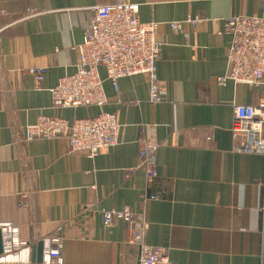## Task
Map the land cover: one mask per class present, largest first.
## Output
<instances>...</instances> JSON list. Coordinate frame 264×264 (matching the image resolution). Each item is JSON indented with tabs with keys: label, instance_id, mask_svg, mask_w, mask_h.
<instances>
[{
	"label": "crops",
	"instance_id": "0c3cea01",
	"mask_svg": "<svg viewBox=\"0 0 264 264\" xmlns=\"http://www.w3.org/2000/svg\"><path fill=\"white\" fill-rule=\"evenodd\" d=\"M118 1L0 0V218L31 246L63 225V264H136L125 223L105 227L98 213L124 206L142 214L146 243L165 248L170 264H264V155L235 150L229 131L232 104H256L264 87L217 83L229 69L225 19L259 15L260 0H120L138 4L141 22L158 23L165 99L150 103L136 74L116 88L105 79L101 109L54 107L47 88L74 71L89 8ZM187 17L199 20L195 28L166 24ZM41 65L39 90L29 68ZM101 110L115 115L117 144L95 157L68 154L63 137L23 140L42 114L70 120ZM140 126L160 144L149 183L136 169Z\"/></svg>",
	"mask_w": 264,
	"mask_h": 264
},
{
	"label": "built area",
	"instance_id": "2783aa9c",
	"mask_svg": "<svg viewBox=\"0 0 264 264\" xmlns=\"http://www.w3.org/2000/svg\"><path fill=\"white\" fill-rule=\"evenodd\" d=\"M138 4L125 1L94 5L87 12V23L83 38L73 47L76 60L74 71L60 77L57 84L47 88L54 107L74 109L96 106L101 109L107 101L103 91L105 79L116 88L121 77L141 74L146 77L149 102L159 103L165 99L166 91L156 75L157 61L162 41L157 37L158 23L141 22L137 17ZM259 15H233L224 21L225 32L230 35L226 57L229 66L227 74L217 77V83L232 81L254 88L264 87V0H260ZM199 20L185 19L166 22L173 32L184 31V24L195 28ZM103 69L104 77L99 70ZM46 66L31 67L29 72L35 81V88H43ZM232 124L229 129L234 149L264 155V94L256 104L234 103ZM119 124L115 115L101 110L96 115L74 117L70 120L54 115L42 114L35 122L24 126V141L33 139H55L67 141L68 154H83L95 157L106 147L117 144ZM142 126L137 136L136 169L144 171L149 183L157 176L156 151L160 144L144 139ZM238 137L243 140L238 141ZM1 196V191H0ZM23 198L24 195H21ZM155 199L156 196H151ZM23 202L19 201L18 206ZM98 213L105 227L114 219L125 223L130 237L128 243L137 247L136 264H170L167 250L152 246L145 241L148 226L141 213L124 206L121 209H99ZM63 225L57 227V234L46 236L42 241L40 264H63V246L66 239ZM2 252L0 264H30L31 245L20 236L16 222L0 218ZM14 256L10 262L8 257Z\"/></svg>",
	"mask_w": 264,
	"mask_h": 264
},
{
	"label": "water",
	"instance_id": "95a60500",
	"mask_svg": "<svg viewBox=\"0 0 264 264\" xmlns=\"http://www.w3.org/2000/svg\"><path fill=\"white\" fill-rule=\"evenodd\" d=\"M2 252V238L0 235V254ZM42 258V241H38L31 246V261L30 264H40Z\"/></svg>",
	"mask_w": 264,
	"mask_h": 264
},
{
	"label": "bare ground",
	"instance_id": "6f19581e",
	"mask_svg": "<svg viewBox=\"0 0 264 264\" xmlns=\"http://www.w3.org/2000/svg\"><path fill=\"white\" fill-rule=\"evenodd\" d=\"M8 259H9L10 262L15 261V257L14 256H9Z\"/></svg>",
	"mask_w": 264,
	"mask_h": 264
}]
</instances>
